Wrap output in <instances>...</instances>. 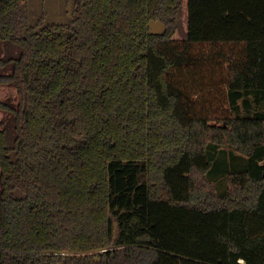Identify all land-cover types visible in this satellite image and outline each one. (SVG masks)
<instances>
[{
	"label": "trees",
	"instance_id": "trees-1",
	"mask_svg": "<svg viewBox=\"0 0 264 264\" xmlns=\"http://www.w3.org/2000/svg\"><path fill=\"white\" fill-rule=\"evenodd\" d=\"M28 1L0 0V264H264V0Z\"/></svg>",
	"mask_w": 264,
	"mask_h": 264
},
{
	"label": "rangeland",
	"instance_id": "rangeland-1",
	"mask_svg": "<svg viewBox=\"0 0 264 264\" xmlns=\"http://www.w3.org/2000/svg\"><path fill=\"white\" fill-rule=\"evenodd\" d=\"M52 0H48V3H51ZM64 8H62V10L60 11V15L61 13L64 12ZM25 10L27 11L28 15L31 18V21H35L36 17L39 15L40 13V0H29L26 4H25ZM179 15L183 16L184 15V10H183V6L181 4V2L179 3ZM153 25H158L157 23H153L151 24V28L153 27ZM258 108L263 109V106H250L249 109L246 107L241 106L240 109L237 111V113L241 116H246V115H252L254 113L255 110H257ZM234 156L236 157V160H234L231 157V160L228 159L227 155H216L213 156V158H211L210 156V161L211 164L213 166V169L210 173H208V178L212 179L213 182H215V186H216V192L218 195H222L226 189H227V180L225 178V170L226 169H235L231 167V164L234 165L238 164V166L236 167H241V165L244 163V159L246 160V157L238 154L236 152L233 151Z\"/></svg>",
	"mask_w": 264,
	"mask_h": 264
},
{
	"label": "crops",
	"instance_id": "crops-1",
	"mask_svg": "<svg viewBox=\"0 0 264 264\" xmlns=\"http://www.w3.org/2000/svg\"><path fill=\"white\" fill-rule=\"evenodd\" d=\"M249 97H250V96H249ZM251 98L253 99L252 96H251ZM240 101H241V100L238 101V104H239V103L241 104ZM217 149H218V150H219V149H224V150L221 151V152L223 153L222 156H223V155H227V157H228L229 160H231V157H232L234 160H236V157L234 156V154H230V152H229L230 150H229L227 147H218ZM227 149H228V150H227ZM224 151H225V153H224ZM219 155H220V154H218V156H219ZM236 166H238V164H235V167H234L233 164H231V167H232V168H235V170H238L239 168H242V167H243V164L241 165V167H236ZM209 168H210V170L213 169L212 164H210V167H209ZM237 168H238V169H237ZM224 172H225V171H224ZM226 174H227V172H225V178H226ZM209 180H210L213 184H215V182H213L212 179H209Z\"/></svg>",
	"mask_w": 264,
	"mask_h": 264
},
{
	"label": "water",
	"instance_id": "water-1",
	"mask_svg": "<svg viewBox=\"0 0 264 264\" xmlns=\"http://www.w3.org/2000/svg\"><path fill=\"white\" fill-rule=\"evenodd\" d=\"M165 28L163 25H153V27L150 29V32L153 34H162L164 32ZM26 102L24 101V106L23 108H25ZM116 233H117V229L116 226H114V239L116 238Z\"/></svg>",
	"mask_w": 264,
	"mask_h": 264
}]
</instances>
